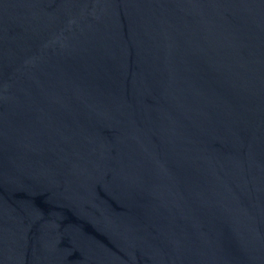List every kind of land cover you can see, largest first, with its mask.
Returning <instances> with one entry per match:
<instances>
[{
	"label": "water",
	"instance_id": "water-1",
	"mask_svg": "<svg viewBox=\"0 0 264 264\" xmlns=\"http://www.w3.org/2000/svg\"><path fill=\"white\" fill-rule=\"evenodd\" d=\"M0 264H264V0H0Z\"/></svg>",
	"mask_w": 264,
	"mask_h": 264
}]
</instances>
